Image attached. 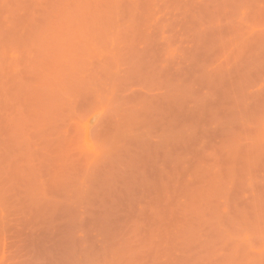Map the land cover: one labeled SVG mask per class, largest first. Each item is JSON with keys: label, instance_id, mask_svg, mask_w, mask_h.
I'll return each instance as SVG.
<instances>
[{"label": "rangeland", "instance_id": "obj_1", "mask_svg": "<svg viewBox=\"0 0 264 264\" xmlns=\"http://www.w3.org/2000/svg\"><path fill=\"white\" fill-rule=\"evenodd\" d=\"M0 264H264V0H0Z\"/></svg>", "mask_w": 264, "mask_h": 264}]
</instances>
